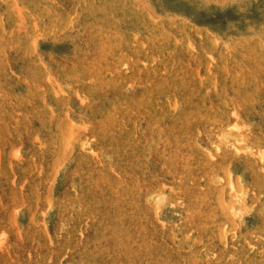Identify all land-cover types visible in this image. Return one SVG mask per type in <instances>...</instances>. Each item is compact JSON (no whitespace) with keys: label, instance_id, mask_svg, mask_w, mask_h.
I'll use <instances>...</instances> for the list:
<instances>
[{"label":"rangeland","instance_id":"1","mask_svg":"<svg viewBox=\"0 0 264 264\" xmlns=\"http://www.w3.org/2000/svg\"><path fill=\"white\" fill-rule=\"evenodd\" d=\"M0 264H264V0H0Z\"/></svg>","mask_w":264,"mask_h":264}]
</instances>
